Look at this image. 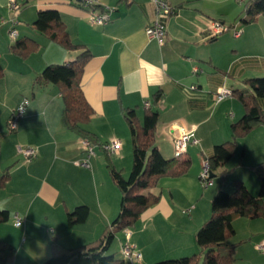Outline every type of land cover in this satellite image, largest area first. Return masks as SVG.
Here are the masks:
<instances>
[{
	"label": "crops",
	"instance_id": "0c3cea01",
	"mask_svg": "<svg viewBox=\"0 0 264 264\" xmlns=\"http://www.w3.org/2000/svg\"><path fill=\"white\" fill-rule=\"evenodd\" d=\"M10 1L0 0L4 68L0 177L9 175L0 186V210L10 216L8 222L0 223V241L18 243L32 253L27 261L16 264L45 262L52 256L54 238L66 248L94 242L120 213L121 193L108 170L105 152L96 147L91 168L77 166L86 154L82 138L64 123L61 93L56 85L36 84L47 66L74 62L86 50L92 57L85 66L82 88L94 110L86 128L101 144L121 141L120 151L111 153V160L125 177L132 171L133 147L124 109H137L140 121L148 108L159 111L156 145L167 159L175 158L173 138L179 130H194L199 140L182 158L191 161L189 171L162 178L150 191L158 201L132 228L131 242L143 255L137 264L200 253L196 235L212 215L213 198L220 190L233 192L235 181L259 195L264 175L263 125L240 140L230 162L215 171L210 187L202 186L200 175L204 159L212 156L216 145L231 139L232 124L245 115L236 94L218 102L217 92L226 88L250 93L246 81L264 77V15L244 23L245 3L238 0H168L178 13L166 21L168 41L161 47L146 34L155 19L151 0H100V8H115L106 26L92 25L79 0H17L22 5L17 17L9 9ZM42 10L58 11L72 42L82 48L67 50L37 30L34 23ZM210 20L242 29L243 34L235 38L230 31L210 40ZM14 29L16 39L10 35ZM24 38L39 44L26 58L11 51ZM193 86L197 89L192 90ZM24 99L30 101L27 112L16 134L9 135L10 116ZM18 147L36 148L38 157L28 163ZM82 205L90 209L88 219L70 226L68 213ZM16 214L24 219V227H15ZM233 224L236 234L229 243L237 244L236 264H264V252L255 248L264 242V218L238 217ZM121 234L117 250L126 241V231Z\"/></svg>",
	"mask_w": 264,
	"mask_h": 264
},
{
	"label": "trees",
	"instance_id": "16d2710c",
	"mask_svg": "<svg viewBox=\"0 0 264 264\" xmlns=\"http://www.w3.org/2000/svg\"><path fill=\"white\" fill-rule=\"evenodd\" d=\"M244 14V23H251L258 16L264 15V0L245 2ZM34 26L52 42L67 50L82 48L72 42L61 15L56 10L40 11ZM38 47L39 44L35 40L24 38L17 40L11 46V51L26 58ZM91 57V53L86 50L74 62L49 65L37 77L36 84L56 85L64 102L62 117L66 127L105 152L108 170L121 193L120 213L98 240L82 247L66 248L58 238H54L51 243L52 256L42 264H130L124 261L122 256L120 259L115 253L110 254L116 236L121 231H132L142 215L156 204L158 197L150 191L158 186L162 178L183 176L191 166L188 159L184 161L176 156L167 159L160 152L156 145L160 113L150 107L145 111L143 121H140L137 109H124L132 140L133 167L128 178L115 168L111 152L106 151L105 144H101L98 137L86 128L94 110L85 97L82 81L85 66ZM3 76L4 68L0 62V79ZM246 83L250 93L232 92L243 104L245 115L232 124L231 139L216 145L212 156L206 158L210 162L212 175L230 162L241 139L257 127L264 126V77L248 79ZM159 100L160 94L156 95V102ZM8 177L7 174L0 177V186ZM89 215L88 206H78L68 213V224L72 227L84 224ZM238 217L252 220L264 218V175L260 177L258 196H254L245 183L238 180L235 181L233 192L220 190L215 195L212 201V215L196 235L200 253L162 260L155 264H236L237 244H230L229 241L236 234L233 223ZM9 219V212L0 210V223H6ZM16 255L17 249L12 244L0 241V264H14Z\"/></svg>",
	"mask_w": 264,
	"mask_h": 264
},
{
	"label": "built area",
	"instance_id": "2783aa9c",
	"mask_svg": "<svg viewBox=\"0 0 264 264\" xmlns=\"http://www.w3.org/2000/svg\"><path fill=\"white\" fill-rule=\"evenodd\" d=\"M240 3H245L246 0H238ZM84 8L89 12V22L94 26H106L112 21V13L115 8L104 7L100 8V0H80ZM154 11L155 19L151 26L146 29V34L149 39L155 40L159 46L163 47L168 41V30H167V20L173 16H176L178 9L172 6L168 0H151ZM9 9L14 12L17 17L22 10V5L17 0H11L9 4ZM232 31L235 38H240L243 34L242 29H235L230 27L219 20H210L207 37L209 39L218 38ZM11 37L16 39L18 37L17 31L14 29L10 33ZM197 68L194 72H198ZM192 90H196L197 87H191ZM232 96V92L229 89L221 88L217 92V101L221 102ZM30 101L24 99L22 103L15 109L9 119L8 128L11 132H16L18 130V125L20 120L25 116ZM148 105V104H147ZM173 143L175 147V156L178 158H183L188 151L190 145L198 146L199 140L195 136L194 130L185 131L179 130L178 134L173 138ZM81 148L85 152L86 157L82 161H77L75 164L77 166H83L86 168H91V159L97 156L95 146L88 140L82 139ZM122 147V143L119 140H113L109 144L104 145V149L111 153L119 152ZM18 152L23 155L26 162L30 163L38 157V149L36 148H23L18 147ZM200 182L205 187L208 188L213 184L212 172L210 167V162L208 159H204L202 165V172L200 175ZM15 226L20 228L24 226L25 221L19 215H15ZM132 231L126 230V241L121 245L120 253L124 261L130 264L140 263L143 259V255L138 247L131 242ZM256 250L264 252V242L259 243L255 246Z\"/></svg>",
	"mask_w": 264,
	"mask_h": 264
},
{
	"label": "rangeland",
	"instance_id": "374dc122",
	"mask_svg": "<svg viewBox=\"0 0 264 264\" xmlns=\"http://www.w3.org/2000/svg\"><path fill=\"white\" fill-rule=\"evenodd\" d=\"M232 34H233V32H231ZM9 135H15L16 134V132H11L10 130H9V128H7V131H6ZM219 177V176H218ZM126 178H128V177H126ZM216 178H213V181L215 180ZM16 227V226H15ZM22 227H24V226H22ZM22 227H20V228H22ZM18 228V227H17ZM133 231V230H132ZM122 232V231H121ZM121 232L120 233H118L119 235L117 236V238H116V240L114 241V244H113V246H112V249H111V251H110V254H113V253H115L116 255H117V257L119 258V257H121V254H120V248H119V250H117V248H118V246H119V243H120V241H119V236L120 235H122L121 234ZM17 246H15V248L17 249V255H16V259H15V262H14V264H16L17 263V261H19V262H24V261H27L28 260V258L29 257H31V255H32V253L30 252V251H28V248H22V247H20L21 245H18V243H15ZM18 254H19V256H18ZM17 256H18V258H17Z\"/></svg>",
	"mask_w": 264,
	"mask_h": 264
},
{
	"label": "water",
	"instance_id": "95a60500",
	"mask_svg": "<svg viewBox=\"0 0 264 264\" xmlns=\"http://www.w3.org/2000/svg\"><path fill=\"white\" fill-rule=\"evenodd\" d=\"M212 177H214V175H212Z\"/></svg>",
	"mask_w": 264,
	"mask_h": 264
}]
</instances>
